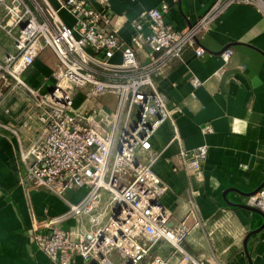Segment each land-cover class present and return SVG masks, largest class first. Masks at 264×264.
Masks as SVG:
<instances>
[{"label": "built area", "instance_id": "obj_1", "mask_svg": "<svg viewBox=\"0 0 264 264\" xmlns=\"http://www.w3.org/2000/svg\"><path fill=\"white\" fill-rule=\"evenodd\" d=\"M0 0L5 22L1 28L13 38L16 54L0 60V88L9 80L31 92L38 108L41 131L23 151L24 179L32 189H43L65 200L67 192L85 190L83 198L68 204L67 211L44 224L33 218L29 236L32 244L53 264H73L80 258L89 264H169L154 256L151 249L161 241L173 248L170 259L176 264H204L187 253L181 243L187 236L182 226L174 233L169 226L171 213L160 199L168 190L154 173L159 153H151L150 140L171 112L164 96L153 82L173 60H181L184 50L194 45L196 36L214 23L234 3L255 5L264 12V0H216L194 24L176 31L165 21L170 6L143 10L129 24L133 30L128 43L122 42L113 27L110 0H100L95 8L89 0H40L38 19L19 0ZM60 11L74 19L68 27ZM128 23L122 19L121 24ZM17 34L12 35V30ZM51 49L57 58L53 85L47 94L31 91L25 76L40 52ZM120 52L121 61L113 63ZM143 55L141 62L138 55ZM232 51L221 54L226 63ZM192 84L198 85L197 80ZM91 107H75V97ZM114 96V108L101 99ZM207 132L209 128H205ZM206 148L181 152L174 173L183 171L192 179L188 194L204 184L201 161ZM102 192L109 194L112 206L107 221L96 229H83L82 216L88 215L96 227ZM189 214L197 212L189 199ZM247 205L264 214V189L247 197ZM75 219L77 225H60ZM196 225H200L196 221ZM45 229L46 232H41ZM115 258H112V256Z\"/></svg>", "mask_w": 264, "mask_h": 264}, {"label": "crops", "instance_id": "obj_2", "mask_svg": "<svg viewBox=\"0 0 264 264\" xmlns=\"http://www.w3.org/2000/svg\"><path fill=\"white\" fill-rule=\"evenodd\" d=\"M14 1L8 3L15 4ZM19 1L42 19L40 0ZM89 1L95 8L101 5L100 0ZM215 1L109 3L113 27H118L121 41L128 43L133 32L129 21L143 10L168 3L165 21L181 31L202 17ZM59 14L65 25H74V19L66 12ZM122 19L128 23L121 24ZM4 22L5 11L0 5V26ZM16 34L17 29L12 30V35ZM227 49L232 54L225 63L221 54ZM5 54H16V49L13 38L0 27V60ZM137 59L142 62L144 57L140 54ZM111 61L119 63L120 52ZM56 65L51 49L40 52L25 76L28 88L47 94ZM192 80H197L198 85ZM153 82L171 112V120L162 123L150 140L151 153L160 154L153 171L168 187L160 202L171 213L170 228L174 233L182 226L188 231L182 248L204 264H264V215L247 209L252 208L247 205V197L264 189V12L244 3L227 7L218 20L196 36L181 60L167 64L161 74L153 76ZM101 102L112 109L116 98L106 96ZM74 105L87 109L92 102H83L79 95ZM41 110L31 92L11 80L0 88V264H53L30 240L33 218L44 224L64 214L68 204L79 202L85 195V190L74 189L67 192L64 200L26 183L20 154L41 131L37 121ZM203 146L204 184L189 195L192 179L183 171L174 173L172 168L179 164L181 152ZM189 199L196 208L197 220L189 214ZM101 201L102 196L92 213L98 216L97 226L92 228L85 215L79 220L80 227L96 229L107 221L112 207L109 203L103 206ZM76 225V220L70 219L60 227L72 229ZM172 255L173 248L161 241L151 249L148 260L159 256L176 264L170 259ZM73 264L89 263L75 258Z\"/></svg>", "mask_w": 264, "mask_h": 264}, {"label": "rangeland", "instance_id": "obj_3", "mask_svg": "<svg viewBox=\"0 0 264 264\" xmlns=\"http://www.w3.org/2000/svg\"><path fill=\"white\" fill-rule=\"evenodd\" d=\"M82 96V95H81ZM109 194H108V196H107V194H103L102 195V201H101V203L103 204V206H106V204H108L109 203ZM108 200V201H107ZM107 201V202H106ZM109 206H111L110 205V203H109ZM112 207V206H111Z\"/></svg>", "mask_w": 264, "mask_h": 264}, {"label": "water", "instance_id": "obj_4", "mask_svg": "<svg viewBox=\"0 0 264 264\" xmlns=\"http://www.w3.org/2000/svg\"><path fill=\"white\" fill-rule=\"evenodd\" d=\"M260 189H262V187H261ZM260 189H258L257 191H259ZM257 191H256V192H257ZM253 194H254V193H253ZM251 195H252V194H251ZM247 209L252 210V211H254V212H256V213L262 214L261 212H259V210L255 209V208H249V207H247ZM262 215H264V214H262Z\"/></svg>", "mask_w": 264, "mask_h": 264}]
</instances>
